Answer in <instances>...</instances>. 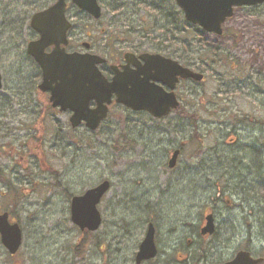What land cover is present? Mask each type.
Returning a JSON list of instances; mask_svg holds the SVG:
<instances>
[{"label": "rangeland", "instance_id": "rangeland-1", "mask_svg": "<svg viewBox=\"0 0 264 264\" xmlns=\"http://www.w3.org/2000/svg\"><path fill=\"white\" fill-rule=\"evenodd\" d=\"M8 1L0 0V213L7 211L19 225L23 244L39 250L44 264L46 255L50 264H133L152 223L162 250L169 254L172 246H182L186 255L193 250L185 247L186 240L192 246L203 242L199 226L211 211L216 232L204 242L214 247L210 264L247 247L261 254L264 201L261 210L256 202L264 196V186L258 183H264V5L235 8L221 35L179 22V29L185 28L182 40L191 44L189 53L183 52L189 62L179 61L195 64L194 70L203 68V81L183 84L177 92L179 110L164 119L113 104L98 130L91 132L83 126L71 128L65 114L50 109L47 97L31 89L38 70L23 58L25 42L33 35L29 26L2 27L1 7ZM11 1L8 9L17 14L19 8L27 11L33 0H23L25 7L18 5L21 0ZM160 1L147 5L118 0V10L104 18L112 23L120 17L125 25H133L138 30L132 38L147 28L143 35L151 43L153 38L154 43L164 41L162 31L151 27L156 15L165 21L156 7ZM164 1L180 14L171 0ZM71 15L75 45L102 44L100 38L116 26L112 23L101 33L85 14L72 9ZM175 38L165 40L176 45ZM200 38L213 41L221 54L229 52L228 61L237 63L235 71L214 65L224 57L204 51ZM241 63L251 70L247 81ZM233 73L244 84L229 83ZM25 90L26 101L19 94ZM232 135L236 141L227 144ZM174 149L180 153L175 167L168 168ZM258 149L263 173L254 167ZM105 179L110 189L97 205L102 224L97 232H80L70 221L67 194L79 195ZM161 256L157 264H163V251Z\"/></svg>", "mask_w": 264, "mask_h": 264}, {"label": "water", "instance_id": "water-1", "mask_svg": "<svg viewBox=\"0 0 264 264\" xmlns=\"http://www.w3.org/2000/svg\"><path fill=\"white\" fill-rule=\"evenodd\" d=\"M182 10L185 21L197 25L203 31L220 35L222 25L234 13V8L263 4L264 0H174ZM80 10L92 17L100 15L96 0H71ZM65 0H56L44 11L34 14L30 26L39 34L37 40L27 45V52L38 64L42 78L38 85L40 91L49 92L51 106L59 111H70L71 127L83 124L88 130H96L107 117L108 106L114 101L132 111H145L154 118L165 117L179 106L173 92L179 79L201 80L202 74L183 67L177 61L160 55L144 54L142 71H129L128 65L111 66L113 76L107 79L98 65L105 62L102 57L91 53H67L66 33L71 24L64 17ZM63 45V46H62ZM53 46L47 53L45 48ZM62 46V47H61ZM131 57L125 54V58ZM161 82V84H156ZM167 86L169 91L163 89ZM2 76L0 72V89ZM94 106L91 107L90 103ZM178 150L172 153L168 167L173 168ZM110 182L103 180L86 189L70 200V220L80 230L95 231L101 224L97 209L101 198L108 192ZM206 224L201 228L203 235L214 232L213 216L205 217ZM0 241L11 253L21 243V231L16 223H9L8 214H0ZM154 227L148 224L144 238L136 255L137 262L154 257ZM259 259L252 258L248 252L239 251L233 259L222 264H256Z\"/></svg>", "mask_w": 264, "mask_h": 264}, {"label": "flooded vegetation", "instance_id": "flooded-vegetation-1", "mask_svg": "<svg viewBox=\"0 0 264 264\" xmlns=\"http://www.w3.org/2000/svg\"><path fill=\"white\" fill-rule=\"evenodd\" d=\"M11 0H9L7 3H5L4 6V10H3V15L5 18V21L10 20V23L13 24L15 27L18 28H25L26 26H29L30 32L33 35L32 39H27L25 42V52H24V60L31 62L34 67L38 70V82L35 86L31 87L32 90H37L38 92L40 91L38 88L39 82L41 81L42 78V74H41V70L39 68V66L37 65V63L34 61V59L28 55L26 53V45L29 42V40H36L39 36L38 34L32 30L30 28V20L31 17L38 12L44 11L46 8H48L49 6H51L52 4L55 3L56 0H33L32 1V5H30V7H33L32 9H30L29 5L27 7V11H24V8H19L17 9V14L16 12H14L12 9H8L9 6V2ZM18 2V0H16ZM22 3H18V5H20L21 7H25L27 6V4L21 0ZM99 7H100V15L97 18L92 17L89 13H87L86 11L80 10L79 8H77L75 5L72 4L71 0H65V9H64V17L66 18V20L71 24L70 29L67 31L66 33V38H67V44L65 45L64 49L67 53H72V52H78V53H85V52H89L92 54H96L99 55L100 57H102L103 59H105V62L98 65L99 70L103 73V75L107 78V79H111L113 76V71L111 70V66H116L120 71L121 66L123 65H128V68L130 69L129 71H142V67L145 65V62L140 58L141 55L144 54H156V55H160L164 58H169L171 60H175L177 61L180 65L188 67L190 69H192V65L195 66V64H183L182 61H179V57H181L183 55V40H182V30L181 29H177V35H176V45L173 44V41L171 40H165L166 38H173V37H165L164 41L162 42H158V43H154L155 45H151V41H149L148 38L145 37H141V36H137L132 38V36H128L127 33L123 34V32L125 31V28H127V31L130 33L129 35H131V30L128 29V26L125 27V24L123 23V21H121L120 17L117 19H112V23L114 25H116L114 27V30L110 31V32H106V36H102L100 38V41L102 42V44H99V42H95L93 44L89 43V42H82L81 45H75L74 42V38H76V33H74L73 31V24H72V15H71V11L72 9H75L76 11H78L79 13L85 14V16H87L88 18H90L93 22H96L97 26L100 28V32L101 33H105L104 29L106 27H108V25H111L112 23L110 21H108L106 18H104L105 14L114 11V10H118V0H96ZM138 2L140 1H146L148 2L149 0H137ZM173 2V0H171ZM12 2V1H11ZM150 2V1H149ZM41 7V8H39ZM28 11H31L30 16H28ZM180 14L183 18V14L182 11L180 10ZM77 16L76 13H74V17ZM109 17V15H108ZM5 21L1 20V23H5ZM206 34H210V33H206ZM127 35V36H126ZM94 36H91V38H93ZM227 41V40H226ZM231 41H233V43L235 42L234 39H231ZM230 41V42H231ZM199 42L201 43V45L204 44V46L206 45V47L208 49L210 48H217L216 45L214 44L213 41L208 40V39H199ZM229 42V43H230ZM230 43V44H233ZM120 45L123 46V49H120ZM153 46L152 48H148ZM226 45V44H225ZM83 47L84 49L82 51H80V47ZM146 46H148L146 48ZM62 47V46H61ZM53 49V46H49L47 47L44 51L45 52H50ZM125 54H130L131 57H128L127 59L125 58ZM217 56L219 57H224L223 58V62L220 61V59L217 62H213L214 65H221L222 67H233L231 72L235 71V65L237 63H233V62H229L227 58H229L230 56H232L229 52L225 51L222 54L219 53ZM23 57V56H22ZM235 57H238L241 61V57L238 54H235ZM243 57V56H242ZM236 59V58H235ZM203 65V64H201ZM242 67V74L243 77L245 79V81L248 80V77L251 74V70H248V64H242L240 65ZM235 67V68H234ZM194 70V69H192ZM194 71L197 72H201L203 73V68L202 69H195ZM232 76H235V79H231ZM204 78V73H203V77L201 78V81H203ZM231 78L229 79V83H233L235 85H240L241 83L244 84V80L240 77V75L238 74H231ZM188 82H196L194 79H179V81L175 84L174 87V94L176 99L181 103V98L179 97V95L177 94V92H181V87L183 86V84L188 83ZM199 83V82H196ZM156 84H161V82H157ZM163 89L165 91H169L168 87L163 85L162 86ZM40 93L47 97V100L49 98V92H43L40 91ZM193 93V92H192ZM19 94H21L22 96H24V101L28 100V92L25 91H19ZM49 103V101H48ZM50 105V109L58 111V113L60 114L58 108H52L51 104ZM91 105H93V103H91ZM62 114H65L67 117L66 119L68 120L71 116V112L69 111H65ZM236 135H232L230 140H227V144H232V142L236 141ZM228 147V145H227ZM260 153L261 151L255 150V164L254 167H256V170L260 173H263L262 168H263V163L259 162L260 160ZM260 185L264 186L263 181H261ZM219 198V197H218ZM260 201H264V196L263 198H260L259 201L256 202V205L258 206L257 209L261 210V205L262 202ZM227 202V201H226ZM260 203V205H259ZM256 209V210H257ZM210 213H212L210 211ZM208 213L206 212V215ZM213 214V213H212ZM205 217V216H204ZM214 218V215H213ZM11 223V220L9 221ZM214 223V233L216 232V223H215V218L213 220ZM149 224V223H148ZM205 225V219L204 221L200 224L199 226V237L201 239V241L199 243L193 244V246L191 245L192 242L191 240H186V245L185 247L187 249L193 248V250L189 251L186 255L184 254V248L182 246H177L174 245L172 246V250L171 252L168 254L166 252L165 249H161L160 246H158V241L155 239V231H154V242H155V246H156V254L154 257L149 258V259H144L141 260L139 262H137L136 260V255L138 252V248L140 243L138 244V247L136 249V251L134 252L133 258H132V263L133 264H157L160 260V258L162 257V251L165 254V257H163V259L161 260L163 264H210V261H214V257L213 254L209 253L211 248V246H205L204 242L212 235H203L201 233V228ZM155 229V228H154ZM93 231V232H87V233H94L97 232ZM264 233V232H262ZM264 238V235H262ZM24 249V250H23ZM239 251H246L249 253V255L254 258V259H259V261L256 264H264V246L261 247V254H254L252 253L249 248L247 247V249H242ZM237 251V252H239ZM39 250H36L34 248L31 247V249L29 247H26L23 244V241L21 239V244L19 245V247L16 249L15 252L11 253L6 247H4L1 243H0V264H44V255H39ZM236 252V253H237ZM44 254V252H42ZM235 253V254H236ZM234 254V256H235ZM212 256V259L209 261L210 257ZM233 256V257H234ZM47 257V264H50L51 260L49 259L50 256L46 255ZM171 257H173V259H171ZM225 259L223 261H220L218 263L216 262H212V264H222L224 262L230 261L231 259ZM87 262V259L84 261ZM88 263V262H87ZM101 264H104L103 262Z\"/></svg>", "mask_w": 264, "mask_h": 264}, {"label": "trees", "instance_id": "trees-1", "mask_svg": "<svg viewBox=\"0 0 264 264\" xmlns=\"http://www.w3.org/2000/svg\"><path fill=\"white\" fill-rule=\"evenodd\" d=\"M149 1L148 2L142 1V3H146L147 5H150L151 2H149ZM4 6H5V4H2V7H1V9H2L1 20L2 21H5V18H4V15H3ZM156 7H157V10L159 11L158 13L163 14V16H165V21L161 22L160 20H158V18L160 16L156 15V19H154L152 21L153 24H151L152 31H156V30L157 31H162V34L165 37H175L177 35V29H179V22H181L183 26L189 25L187 22L184 21V19L182 18L181 14L176 13L177 11H174L172 8H170L168 6L165 7V1L164 0H161L159 5H157ZM153 9L155 10V8H153ZM1 25H2L3 28H6V27L15 28V26L13 24L7 23V21H5V23H1ZM127 26H128V29L131 30L132 34H135L137 32V30H138L133 25L132 26L131 25L130 26L129 25H125V27H127ZM189 26L191 27V25H189ZM184 29L185 28H183L182 31H184ZM142 32L144 34H148L147 28H144L142 30ZM125 33H127V35L130 36L129 35L130 33L127 31V28H125V31L123 32V34H125ZM143 33H142L141 37H145L146 36V35H143ZM146 38H148V36H146ZM152 40H153V43H150V44L154 46L155 45L154 44L155 38H153ZM160 42H162V41H160ZM190 45L191 44L190 43H186V41L183 42V52L184 53H189ZM204 51L209 52L213 56H217L219 54V49H217V48H215V49H213V48H210V49L206 48L205 49L204 48ZM183 55L181 57H179L178 59L179 60H183L184 59L185 61H188V58L183 56ZM188 62L187 63L183 62V64H189ZM178 110H176V111H178ZM32 139H34L33 136H32ZM258 173H260V172H258ZM260 182L261 181H258V183H260ZM56 184L58 185V182ZM67 196H68L69 199L72 197V195H69V194H67Z\"/></svg>", "mask_w": 264, "mask_h": 264}]
</instances>
